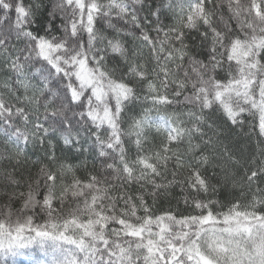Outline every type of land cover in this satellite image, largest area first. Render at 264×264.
I'll list each match as a JSON object with an SVG mask.
<instances>
[{
	"label": "snow or ice",
	"instance_id": "snow-or-ice-1",
	"mask_svg": "<svg viewBox=\"0 0 264 264\" xmlns=\"http://www.w3.org/2000/svg\"><path fill=\"white\" fill-rule=\"evenodd\" d=\"M0 264H264V0H0Z\"/></svg>",
	"mask_w": 264,
	"mask_h": 264
},
{
	"label": "trees",
	"instance_id": "trees-1",
	"mask_svg": "<svg viewBox=\"0 0 264 264\" xmlns=\"http://www.w3.org/2000/svg\"><path fill=\"white\" fill-rule=\"evenodd\" d=\"M240 139L243 141V140H244V137H243V136H241V137H240Z\"/></svg>",
	"mask_w": 264,
	"mask_h": 264
}]
</instances>
